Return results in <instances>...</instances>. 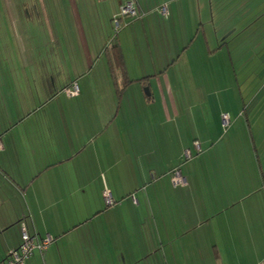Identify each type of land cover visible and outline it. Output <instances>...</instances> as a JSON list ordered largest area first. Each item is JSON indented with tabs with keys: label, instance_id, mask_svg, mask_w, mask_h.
Wrapping results in <instances>:
<instances>
[{
	"label": "crops",
	"instance_id": "crops-1",
	"mask_svg": "<svg viewBox=\"0 0 264 264\" xmlns=\"http://www.w3.org/2000/svg\"><path fill=\"white\" fill-rule=\"evenodd\" d=\"M127 1L130 0H70L57 3L55 8L68 9L65 18L84 26V23H92L93 19L99 20L98 5L106 3V19L109 26L114 28V18L120 6ZM133 1L145 17L130 22L114 42L123 54L129 77L135 81L123 93L122 105L117 109L132 106L131 110H125V120L128 122L139 124L149 117L157 122L155 112L158 113V122H171L179 117L176 91L181 88V75H188L197 88L203 86L205 90V84H210L211 64L225 56L230 38L237 40V29L234 28L229 34L225 31L228 8L224 2ZM165 4L169 8L167 17L159 12V7ZM237 7L235 5L236 10ZM55 8L49 1L0 0V42L5 43L1 49L9 50L8 42L11 43L9 51L14 56L12 43L18 41L20 36L30 40L28 24L34 22L35 16L49 25L42 38L47 42L52 41L54 36L50 33V26L54 15L51 11ZM250 11L256 38V33L260 32L259 22H262L264 15V0L251 7ZM58 16L64 18L63 13ZM230 17L234 18L235 14ZM254 23L256 28L253 27ZM85 39L94 55L89 61L90 71L80 79L69 82L65 79L59 82L51 80L50 66H33L32 62L25 69L33 77L30 78L28 74L26 82H23L22 90L25 93L20 94L19 83H1V86L17 90L16 102L21 96L27 107L36 108L19 120L10 122L9 119L3 124L0 119V141L3 143V151H0V263L20 247L21 223L24 221L28 222L32 233L36 231L43 238L54 235L61 237L67 230L73 229L75 220L70 202L77 190L74 188L76 176L70 171L71 163L82 153V148L89 145V141L91 145L97 143L99 134H107L109 141H104V144L108 148L115 144L111 130L121 111L115 113L118 98L105 54L108 40L102 33H97L95 39L92 36H85ZM75 42L82 43V36L76 35ZM197 51L203 59L202 64L197 61L189 68L179 66L178 60L192 57ZM102 60L106 69L100 67L98 75L94 77ZM74 82H77L80 94L68 97L65 90L71 88ZM56 101L59 102L58 114L47 113L37 119L35 112L40 106L45 108ZM136 108L138 114L132 113ZM33 118H36L32 123L39 128L38 131H17ZM82 126L85 132H82ZM162 128L163 125L158 127L159 135ZM83 137L88 140L85 146L80 140ZM92 167L90 164L91 170ZM86 176L91 180L92 172H87ZM20 195L26 199L29 213L18 212ZM261 207L264 209V201ZM179 214L184 217L181 226L166 225L163 230L158 226V247L156 244L148 247L147 243L115 244L111 237L114 229L107 226L101 233L104 235L103 241L68 245L66 253L63 255L61 251L60 257H66L68 264H77V260L83 264H148L149 260L157 258L158 264H264V213ZM78 227L75 226V231ZM14 228L17 238L14 232L11 234ZM118 230L125 234L129 227ZM122 247L125 250H121ZM26 264H40L39 254L35 252Z\"/></svg>",
	"mask_w": 264,
	"mask_h": 264
},
{
	"label": "rangeland",
	"instance_id": "rangeland-1",
	"mask_svg": "<svg viewBox=\"0 0 264 264\" xmlns=\"http://www.w3.org/2000/svg\"><path fill=\"white\" fill-rule=\"evenodd\" d=\"M33 1H49L55 8L57 3L70 0ZM262 1L213 2L225 3L228 23L224 29L229 34L236 28L238 37L236 41L230 38L225 56L211 64L210 84H205V90L203 86L197 88L188 75H181V88L176 91L177 119L158 122L155 112L157 122L151 117L139 124L128 122L125 110H131L132 106L125 105L118 111L123 101L117 100L115 113L121 111L120 117L112 130L110 128L114 146L108 148L104 144L109 141L107 134H99L94 145L85 137L80 138L82 146L87 142L89 145L82 148V153L70 166L76 176L77 192L70 202L75 223L73 229L61 237H51L53 242L44 255L36 252L40 264H68L66 257H60L61 251L64 255L68 245L74 243L89 245L92 241H103L101 233L107 226L114 229L111 237L115 244L147 243L148 247L154 244L158 247V226L162 230L166 225L181 226L184 217L179 213H264L261 207L264 201V15L259 22V35L256 33V38L260 39L257 42L250 11ZM98 11L99 20L80 26L79 22L65 18L68 9L55 8L51 11L54 17L50 26L54 38L49 42L42 38L49 25L35 16L34 22L28 24L30 40L20 36L12 43L14 56L9 51L11 43L8 42L9 50H5L1 49L5 43L0 42V119L3 124L5 120L25 118L36 108L27 107L21 96L16 102L17 90L1 86L13 81L19 83L20 94L25 93L22 89L28 74L33 78L25 69L32 62L33 66H50V79L57 82L80 79L90 71L89 61L94 53L90 51V44L87 46L85 36L95 39L97 33H102L109 41L115 35V29L106 19L107 4L98 5ZM59 13H63L64 18H60ZM232 14L236 19L230 17ZM76 35L82 36V43L76 44ZM202 60L197 51L192 57L178 60V64L189 68L197 61L202 64ZM105 65L102 60L93 76L98 75L100 67L106 69ZM11 68L17 70L11 72ZM43 107L35 112L37 119L47 113H59L58 101ZM133 112L138 114V108ZM224 115L229 121L223 120ZM34 119H28L17 131H38L32 123ZM161 125L163 131L159 135ZM82 132H85L83 126ZM1 145L0 151H3L2 142ZM87 172H92L91 180L87 179ZM178 175L181 181L176 182ZM18 212L29 213L23 195L18 199ZM75 224L79 226L77 231ZM123 227H129L125 234L118 230ZM15 230L11 234L14 232L17 238ZM163 236L165 238V234ZM79 263L83 264L77 260ZM148 264H158V258L149 260Z\"/></svg>",
	"mask_w": 264,
	"mask_h": 264
},
{
	"label": "built area",
	"instance_id": "built-area-1",
	"mask_svg": "<svg viewBox=\"0 0 264 264\" xmlns=\"http://www.w3.org/2000/svg\"><path fill=\"white\" fill-rule=\"evenodd\" d=\"M159 12L164 17H167L169 15L168 5L165 4L159 7ZM144 17L145 14L139 11L135 1L130 0L122 4L120 6L119 13L114 18L115 35L108 41V43L112 42L120 33V31L128 26L130 22L136 19H142ZM65 92L69 97H77L80 94V88L77 82H74L72 87L66 89ZM223 120L226 122L229 121L228 116L224 115ZM0 148H2L1 141ZM180 179L181 178L178 175L176 182L181 181ZM21 232L22 243L20 247L17 250L12 251L9 257L0 264H26V262L34 255L35 252H39L40 254L44 255L53 242V239L49 236L43 238L36 231L32 233L27 221L21 223Z\"/></svg>",
	"mask_w": 264,
	"mask_h": 264
},
{
	"label": "trees",
	"instance_id": "trees-1",
	"mask_svg": "<svg viewBox=\"0 0 264 264\" xmlns=\"http://www.w3.org/2000/svg\"><path fill=\"white\" fill-rule=\"evenodd\" d=\"M116 38L108 43L105 47V54L108 59L110 72L114 81V86L116 90V95L118 100L122 99L125 90L132 85L135 81L132 80L125 68V63L123 59V54L117 45L114 44ZM145 79L141 80L143 82Z\"/></svg>",
	"mask_w": 264,
	"mask_h": 264
}]
</instances>
